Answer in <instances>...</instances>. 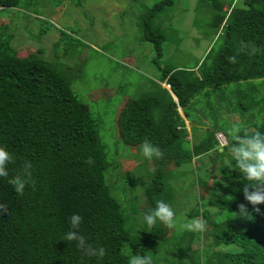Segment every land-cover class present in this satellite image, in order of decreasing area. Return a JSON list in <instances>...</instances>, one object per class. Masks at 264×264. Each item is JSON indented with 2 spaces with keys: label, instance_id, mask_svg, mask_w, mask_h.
<instances>
[{
  "label": "trees",
  "instance_id": "16d2710c",
  "mask_svg": "<svg viewBox=\"0 0 264 264\" xmlns=\"http://www.w3.org/2000/svg\"><path fill=\"white\" fill-rule=\"evenodd\" d=\"M21 1L0 0V6L18 7ZM173 1L154 3L143 23L144 35L154 42L158 57L165 33L153 24L154 18ZM214 1V17L223 22L219 46L210 49L198 70L176 73L175 68L165 67L163 80L171 90L161 85L164 98L154 94L131 97L119 115L124 142L138 146L147 141L156 144L162 154L145 193L148 215L159 202L173 201L166 182L168 162L175 159L180 167L211 151L231 155V146L238 145L236 140H228L221 146L212 131L207 139L190 140L179 108L192 121L190 104L203 90L240 81H250L256 87L255 94L259 85L264 87V0H243L241 5L232 4L227 12L220 0ZM11 38L2 34L0 40V146L13 158L8 165L9 176L0 178V208L4 209L0 214V264H128L130 255L125 247L132 240V232L125 209L106 180V172L113 166L100 135L99 119L73 90L62 67L36 53L19 55ZM255 80L262 81L255 84ZM257 131L264 133V123L252 132H243L241 138ZM231 158L220 171L224 181L237 180L238 193L227 192L233 202H225L234 214L216 221L208 208L201 211L204 224H213L212 230L204 231L213 240L204 248L203 264H264V203L253 205L246 199L245 189L249 193L258 189L242 176ZM25 163L31 164L32 177L19 195L8 181ZM215 184L222 187V181ZM259 190L264 191V185ZM217 202L211 200L209 204ZM73 213L83 217L79 231L85 244L105 248L106 254L99 261L82 256L74 242L61 240ZM167 230L157 221L146 232L142 257L148 256L146 251L154 242L167 243ZM185 234L178 244L187 242L192 254L195 236L192 231ZM202 236L203 231H199L197 238ZM223 245L234 249L223 251ZM150 259L152 264H160Z\"/></svg>",
  "mask_w": 264,
  "mask_h": 264
},
{
  "label": "rangeland",
  "instance_id": "374dc122",
  "mask_svg": "<svg viewBox=\"0 0 264 264\" xmlns=\"http://www.w3.org/2000/svg\"><path fill=\"white\" fill-rule=\"evenodd\" d=\"M158 1L22 0L18 7L0 6V40L2 34L7 39L12 36L11 44L19 55L36 53L62 67L73 90L99 119L100 135L113 166L106 172V180L113 195L121 201L132 232V240L125 247L130 257L141 255L150 229L142 217L148 215L145 193L159 157L146 159L141 155L143 143L132 146L124 142L119 115L131 97L154 94L164 98L160 84L165 81V67L175 68L176 73L183 69L198 70L210 49L222 41L219 35L223 22L214 17V0H174L154 18L153 24L165 33L162 55L158 57L154 42L146 39L143 29L146 13ZM220 1L226 12L232 4L243 2ZM166 88L171 89L167 84ZM255 88L250 81H240L197 94L189 107V117L195 123L187 122L191 133L188 138L194 142L207 139L212 131L222 146L235 140L228 134L233 125L240 126L236 134L240 137L243 132L254 131L264 123V87L259 85L256 94ZM155 145L152 144L157 149ZM231 156L211 151L180 167L175 159L165 165L169 173L166 182L173 198L168 205L174 218L172 227L162 223L170 236L167 243L154 242L146 251L148 256L160 264H203L204 248L213 240L204 231L212 230L213 224H204L201 211L208 208L216 221L234 214L225 202H233L227 192L238 193L237 180L224 181L220 171ZM215 181H222V187ZM211 200L218 202L211 205ZM194 219L203 224L199 230L203 231L201 239L197 238L199 231L183 227ZM190 231L195 236L192 254L187 242L184 246L178 244L181 236ZM220 249L232 251L234 247L223 245Z\"/></svg>",
  "mask_w": 264,
  "mask_h": 264
},
{
  "label": "clouds",
  "instance_id": "9594fccd",
  "mask_svg": "<svg viewBox=\"0 0 264 264\" xmlns=\"http://www.w3.org/2000/svg\"><path fill=\"white\" fill-rule=\"evenodd\" d=\"M163 82L167 81L165 80ZM167 85L171 87L170 84L167 83ZM179 110L181 112V108ZM240 130L239 125H233L228 129V134L238 142V145L232 147L230 152L233 154L232 158L235 161V166L238 171L246 180L253 181L252 187L258 189L251 193L245 189L244 195L246 199L253 205L261 204L264 203V191L259 190L260 186L264 185V133L257 131L241 138L236 135ZM140 148L141 155L146 159H152L154 156L160 157L162 155L160 150L154 148L147 141ZM12 159V155L3 146H0V178H7L9 176L8 165L12 162ZM88 163H91L90 159ZM30 169L31 164L25 163L21 172L8 181L9 186L15 193L19 195L24 193L26 186L31 181L32 173ZM3 212L4 209L0 208V214H3ZM173 218L174 212L170 206L164 202H159L150 215H143L142 221L147 228L153 227L157 221L172 227ZM82 221L83 217L79 213H73L68 218L69 230L63 234L61 240L74 242L76 249L80 251L82 256L95 258L99 261L105 256L106 250L103 246L94 247L91 243L85 244V237L79 231ZM183 227L189 230L199 231L203 229V224L199 220L194 219L190 223L184 224ZM128 264H152V261L148 256L141 257V255L135 254L130 257Z\"/></svg>",
  "mask_w": 264,
  "mask_h": 264
},
{
  "label": "crops",
  "instance_id": "0c3cea01",
  "mask_svg": "<svg viewBox=\"0 0 264 264\" xmlns=\"http://www.w3.org/2000/svg\"><path fill=\"white\" fill-rule=\"evenodd\" d=\"M162 82H163V81H162ZM166 84H167V82H163V83L160 84V85H162V87H166ZM174 98H176V97L174 96ZM181 113H182V115L184 116V118L186 119V123H187V122H191V123H192V121H191L189 118H187V117L185 116V114H184L183 111H182ZM187 127L189 128L188 123H187ZM190 134H191V133H190Z\"/></svg>",
  "mask_w": 264,
  "mask_h": 264
},
{
  "label": "water",
  "instance_id": "95a60500",
  "mask_svg": "<svg viewBox=\"0 0 264 264\" xmlns=\"http://www.w3.org/2000/svg\"><path fill=\"white\" fill-rule=\"evenodd\" d=\"M176 100H178L177 98H176ZM222 150V149H221Z\"/></svg>",
  "mask_w": 264,
  "mask_h": 264
}]
</instances>
